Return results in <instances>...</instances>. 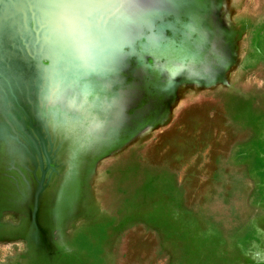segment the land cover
Masks as SVG:
<instances>
[{
    "label": "rangeland",
    "instance_id": "obj_1",
    "mask_svg": "<svg viewBox=\"0 0 264 264\" xmlns=\"http://www.w3.org/2000/svg\"><path fill=\"white\" fill-rule=\"evenodd\" d=\"M0 264H264V0H0Z\"/></svg>",
    "mask_w": 264,
    "mask_h": 264
}]
</instances>
